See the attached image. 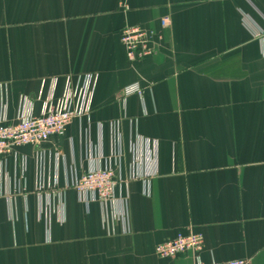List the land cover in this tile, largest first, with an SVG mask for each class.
I'll return each instance as SVG.
<instances>
[{
    "label": "crops",
    "instance_id": "0c3cea01",
    "mask_svg": "<svg viewBox=\"0 0 264 264\" xmlns=\"http://www.w3.org/2000/svg\"><path fill=\"white\" fill-rule=\"evenodd\" d=\"M125 27L158 33L152 55L128 62ZM90 74V120L0 158V264H194L155 253L188 232L206 264H264V0H0L2 123ZM132 84L142 97L125 95ZM91 155L120 161L124 234L117 204L87 208L66 189Z\"/></svg>",
    "mask_w": 264,
    "mask_h": 264
},
{
    "label": "built area",
    "instance_id": "2783aa9c",
    "mask_svg": "<svg viewBox=\"0 0 264 264\" xmlns=\"http://www.w3.org/2000/svg\"><path fill=\"white\" fill-rule=\"evenodd\" d=\"M172 20L164 17L160 21L161 31L171 28ZM120 41L125 49L126 58L130 64H135L152 55L151 42L158 33L143 27H125L121 29ZM97 77L94 75H82L76 84L67 85L62 98L55 99L53 95L46 101L42 113L35 116L26 114L23 110L15 124L6 125L0 121V158H12L15 162L21 159L20 151L25 147H39L53 137H63L67 133L68 126L75 121L90 120L92 113L93 94ZM126 96L138 95L142 97L144 89L139 85H131L124 90ZM25 103V100H24ZM25 108V106H24ZM146 163L157 155L156 145L145 141ZM61 157H64L61 154ZM152 156V157H151ZM151 157V158H150ZM102 158V159H101ZM98 161L89 157L88 171L82 177H76L66 189L76 192L78 199L87 208L96 203L102 206L117 204L120 218L123 221V234L128 232L127 219L123 217V207L128 198L124 194L126 181L121 177L120 161L115 164L112 159L101 157ZM150 158V159H149ZM104 160L103 164H100ZM136 168V166H135ZM134 168L131 180L147 179L149 173L140 175ZM146 185V182L144 181ZM55 194L49 195V200ZM41 199V191L38 192ZM51 201L46 209L40 206V212L49 219ZM44 212V213H43ZM205 238L200 233H179L173 240L158 245L155 253L158 257L166 260H174L181 256L191 255L194 264H206L201 259L204 250ZM211 264H250L244 259H235Z\"/></svg>",
    "mask_w": 264,
    "mask_h": 264
}]
</instances>
